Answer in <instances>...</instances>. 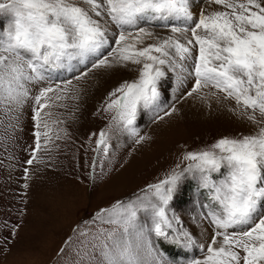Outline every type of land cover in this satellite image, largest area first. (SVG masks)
Instances as JSON below:
<instances>
[{
	"label": "snow or ice",
	"instance_id": "1",
	"mask_svg": "<svg viewBox=\"0 0 264 264\" xmlns=\"http://www.w3.org/2000/svg\"><path fill=\"white\" fill-rule=\"evenodd\" d=\"M193 2L0 0V16L7 18L0 24V110L15 113L18 121L26 102L33 101L35 147L25 163L36 161L42 135L45 145L49 142L51 127L45 116L51 113L44 110L52 106L50 101L73 93L79 99L84 88L80 82L95 69L140 66L138 76L114 88L102 108L113 113L109 126L135 138L136 144L150 139L136 127L139 110L158 106L165 68H183L188 59L195 76L188 95L212 85L264 118V0H209L226 11L201 10L198 19ZM152 27L170 29L171 34L158 35ZM146 39L153 42L138 47ZM81 66L85 71H79ZM65 71L71 79H61ZM41 84L46 86L32 96L29 86ZM175 111L173 107L164 116ZM247 118L258 125L255 131L222 136L207 147L182 152L180 160L187 164L178 163L134 199L101 210V223L112 227L99 228L90 241H81L75 264H179L159 253L152 236L185 249L196 245L172 209L186 176L206 190L202 215L213 233L203 258H187L184 264H264V120L254 114ZM108 135L99 132L95 151L102 147L108 153ZM24 173L29 179V168ZM214 173L221 178L213 179Z\"/></svg>",
	"mask_w": 264,
	"mask_h": 264
},
{
	"label": "rangeland",
	"instance_id": "2",
	"mask_svg": "<svg viewBox=\"0 0 264 264\" xmlns=\"http://www.w3.org/2000/svg\"><path fill=\"white\" fill-rule=\"evenodd\" d=\"M201 10L205 14L226 11L209 0H194L192 11L196 19ZM6 19L0 16V24ZM150 30L161 36L171 34L170 29L162 27ZM186 35L191 38L190 32ZM152 42L146 39L138 47ZM182 63L183 68H165L166 75L158 83V106L139 110L136 127L141 135L150 137L141 144L114 125L110 127L113 113L102 111L114 88L138 76L137 65L95 69L80 82L84 88L79 99L72 98L75 93L60 101L53 98L52 106L44 110L51 113L45 116L51 127L50 139L45 145V137L41 136V150L33 165L25 163L35 147L33 101L26 102L18 121L13 119L15 113L0 110V264H75L81 241H90L99 228L112 227L101 223V210L111 209L116 201L134 199L147 184L163 179L178 163L187 164L180 160L182 152L207 147L222 136L255 131L258 125L248 115L264 120L258 111L238 106L212 85L188 95L195 84L194 64L192 59ZM79 71L85 69L81 66ZM59 75L61 79L72 78L66 71ZM42 86L46 84L30 85L31 95ZM173 107L176 111L164 116ZM157 116L163 119L158 120ZM102 129L109 134L107 154L102 147L95 151V140ZM26 167L31 173L29 179H25ZM220 178V174H213V179ZM206 202V190L198 187L196 179L186 176L172 209L196 245L185 249L153 235L152 243L165 259L184 264L187 258L202 259L206 254L213 233V226L202 215ZM200 244L205 245L203 251ZM238 251L243 255L242 250Z\"/></svg>",
	"mask_w": 264,
	"mask_h": 264
}]
</instances>
